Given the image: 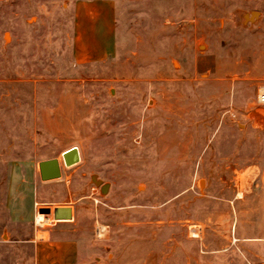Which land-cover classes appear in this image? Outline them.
<instances>
[{
	"label": "rangeland",
	"instance_id": "374dc122",
	"mask_svg": "<svg viewBox=\"0 0 264 264\" xmlns=\"http://www.w3.org/2000/svg\"><path fill=\"white\" fill-rule=\"evenodd\" d=\"M74 6L0 0V264H36L34 200L72 208L66 264H264V0H116L113 54L81 62Z\"/></svg>",
	"mask_w": 264,
	"mask_h": 264
},
{
	"label": "crops",
	"instance_id": "0c3cea01",
	"mask_svg": "<svg viewBox=\"0 0 264 264\" xmlns=\"http://www.w3.org/2000/svg\"><path fill=\"white\" fill-rule=\"evenodd\" d=\"M115 4L116 0H75L73 9V56L76 61L101 60L113 54L115 49L113 23ZM11 185L12 183L10 184L8 194H16V200L20 203L23 200L22 195H20L21 190L20 188L17 190ZM26 189L28 190L27 193H29L31 186L28 185ZM24 201L28 207V211H30L32 200L27 195ZM33 204L35 210L38 211V202L34 200ZM6 221L2 220L0 223V226H3L4 229L8 227ZM57 222L65 221L49 222L45 225L50 227L45 230L39 228L45 227V225H39L35 221V224L39 226L35 229L33 239L36 264H57L58 261L60 264H66L72 256L74 258V252L78 248L76 242L56 241L52 239L55 235L52 227ZM38 232H48V235L47 237L38 238ZM59 254L61 255L59 256Z\"/></svg>",
	"mask_w": 264,
	"mask_h": 264
},
{
	"label": "water",
	"instance_id": "95a60500",
	"mask_svg": "<svg viewBox=\"0 0 264 264\" xmlns=\"http://www.w3.org/2000/svg\"><path fill=\"white\" fill-rule=\"evenodd\" d=\"M257 12H251V16L246 18H253L257 16ZM61 160L58 157L40 160L38 162L39 176L42 181L52 180L61 177V167L71 166L80 160L78 148L76 146L70 147L61 153ZM91 181L99 187L101 193L108 190L109 183L103 182L96 174L90 176ZM39 212L50 213L49 207H43L38 210ZM53 218L57 220H71L72 208L70 206H55L53 208Z\"/></svg>",
	"mask_w": 264,
	"mask_h": 264
},
{
	"label": "bare ground",
	"instance_id": "6f19581e",
	"mask_svg": "<svg viewBox=\"0 0 264 264\" xmlns=\"http://www.w3.org/2000/svg\"><path fill=\"white\" fill-rule=\"evenodd\" d=\"M248 17V16H247ZM8 38V37H7ZM175 65L177 66V63L175 62ZM52 212H53V208H51V212L48 214V213H45L46 215H43V214H40V213H36L35 214V221H36V223L37 224H43V225H45V224H47V223H49V222H51L52 221V217H53V214H52ZM54 219V218H53Z\"/></svg>",
	"mask_w": 264,
	"mask_h": 264
},
{
	"label": "built area",
	"instance_id": "2783aa9c",
	"mask_svg": "<svg viewBox=\"0 0 264 264\" xmlns=\"http://www.w3.org/2000/svg\"><path fill=\"white\" fill-rule=\"evenodd\" d=\"M257 101L264 105V89L257 95Z\"/></svg>",
	"mask_w": 264,
	"mask_h": 264
}]
</instances>
